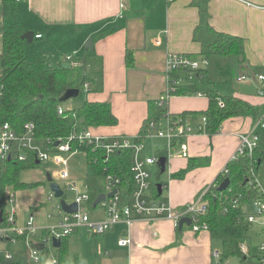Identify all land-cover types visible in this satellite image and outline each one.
<instances>
[{
  "label": "crops",
  "instance_id": "0c3cea01",
  "mask_svg": "<svg viewBox=\"0 0 264 264\" xmlns=\"http://www.w3.org/2000/svg\"><path fill=\"white\" fill-rule=\"evenodd\" d=\"M1 1L0 18L5 22L1 12L4 0ZM193 1L22 0L18 3L16 15L27 23L23 32L36 28L33 42L44 38L41 30L71 36L74 51L65 54L67 56L87 51L85 44L89 37H93L94 50L102 61L100 64L97 58H89V73L95 77L91 75L94 82L89 83L90 90L85 91L87 99L110 101L119 122L114 126L92 129L99 135L133 139L148 116L150 102L162 104L168 98L170 85L166 63L169 53L181 52L201 57V45L193 39L194 29L201 16ZM209 11L210 22L217 30L245 39L247 56L256 72L252 79L238 81L240 73L233 68H222L217 83H223L224 89L220 90L216 84L215 89L248 100L256 110L225 120L216 133H210L208 124H203L201 132L186 138L189 146L187 157L182 155L179 146L172 150L167 164L169 174L166 181H160L165 186V195L178 213L194 203L204 201L205 192L235 154L240 135L249 133L254 124L264 118V82L258 79V75H264V0H211ZM128 51L133 54L130 65L127 63ZM41 53L43 56L60 58L45 48L41 49ZM167 104L165 115L181 117L182 112L206 110L209 101L204 95H173L168 98ZM202 116L188 115L186 118L191 120V124L197 125L201 123ZM162 118L166 119V116ZM39 143L42 144L41 141ZM79 154L86 158L83 152L73 155L69 160V168L71 178L78 183L81 191H85L86 172L83 178L81 173L77 174L74 165ZM80 179L83 180L81 185L78 182ZM28 189L32 188L24 190ZM43 200L37 203L36 199L26 210L40 207ZM95 208L89 205L88 210ZM41 209H38L39 214L35 218L39 229L37 233L51 226L48 225L50 216L46 212L40 213ZM103 212L102 217L91 216L92 219H105V208ZM18 216L20 224L26 221L21 222V214ZM75 234L81 239L92 236L84 227H79L68 236L69 242L71 235ZM98 235L101 239L96 243L100 254L97 264H216L213 251L221 249V241L213 239L208 229L194 231L185 226L179 239L175 223L164 218H138L130 226L119 223L105 234L95 237ZM128 236L132 240L131 244L119 245V240ZM244 245L251 250L247 243ZM71 252L80 257L82 264H88V261L83 263L82 251ZM250 262L244 264H257L253 262V257Z\"/></svg>",
  "mask_w": 264,
  "mask_h": 264
},
{
  "label": "trees",
  "instance_id": "16d2710c",
  "mask_svg": "<svg viewBox=\"0 0 264 264\" xmlns=\"http://www.w3.org/2000/svg\"><path fill=\"white\" fill-rule=\"evenodd\" d=\"M211 0H194L199 8L200 22L194 29L193 39L200 43V56L207 57L210 65L198 70L177 71L172 74L180 83L169 90L168 98L173 95H202L208 98L209 104L202 112H182L181 116L208 117L210 133L219 132L223 122L229 118L247 115L256 110L248 100L235 95L221 93L215 89V84L221 77L222 68H233L240 74L255 76V68L251 65L246 42L242 36L217 30L210 22L209 4ZM1 12L4 18L18 12L16 0H4ZM23 30L18 22L4 27L0 52V83L2 84V103L0 105V121L9 122L17 131H22L27 122L35 125L36 137L47 145L55 143L60 137H72V148H78L86 154V184L89 193L87 205L94 207L95 199L105 192L108 176L120 179L122 193L129 194L135 187L133 166L134 145L122 148L116 152L107 153L106 149L94 143L80 141L74 136V131L92 127L114 126L119 119L112 110L110 101L85 99L84 103L73 109H65L59 98L69 89L78 88L80 94L85 92L87 83H93L94 78L89 73V58L94 57L101 64L95 50L84 53H72L62 58L49 56L30 59L27 53V42L22 38ZM197 55H195L196 57ZM133 61V54L127 52V63ZM71 62H81L82 66L73 67ZM79 94V95H80ZM168 98L158 104L150 102L148 116L143 121L139 134L134 142L144 141L152 129V124L158 122L168 111ZM177 117V116H173ZM160 154L168 157L166 148ZM264 160V141L252 158L247 154L231 159L216 177L215 182L203 196L207 208L198 216L199 224H206L211 237L221 241L223 259L238 255L244 263H252L248 251L243 250L244 243L250 246L249 231L252 222L243 205L247 200H254L263 195V190L255 187L250 174L254 166L258 174ZM168 164V162H167ZM40 167L34 161L14 162L0 161V184L11 185L14 189H27L41 182H27L21 173L25 169ZM159 175L161 171L159 170ZM225 178L231 182L227 189L218 191L217 187ZM187 226V225H185ZM192 228V225L187 226ZM184 229V228H183ZM183 229L177 226L178 238ZM44 235L29 232L17 235L19 242L30 239L31 245L15 249L0 248V264H53L50 247L39 252V259L31 257L30 250ZM8 253L11 254L8 257ZM55 264H82L80 257L69 249V237L62 240L58 252L54 255Z\"/></svg>",
  "mask_w": 264,
  "mask_h": 264
},
{
  "label": "built area",
  "instance_id": "2783aa9c",
  "mask_svg": "<svg viewBox=\"0 0 264 264\" xmlns=\"http://www.w3.org/2000/svg\"><path fill=\"white\" fill-rule=\"evenodd\" d=\"M17 3L22 0H16ZM38 38L41 35H37ZM70 58V55L67 56ZM71 66L78 67L82 65L81 62H71ZM210 65V60L207 57H195L187 53L181 52H170L167 57L166 63V74L170 89L180 83V80L172 77V74L177 71L184 70H198L201 68H206ZM253 76L246 74H239L237 76L238 81H243L246 79H252ZM258 79L264 82V75H258ZM89 83L85 86V91H89ZM202 95V93H198ZM2 84L0 83V105L2 103ZM65 108L63 106L59 107V113L63 114ZM166 116V127L163 128L160 120L152 124L151 131L147 134L146 138L160 137L166 140V146L168 152V158L175 148L179 146L182 151V155L187 157L189 155V146L186 142V138L196 132H201L203 129V124H207L208 117L203 115L201 118V123L194 125L191 124V120L184 117H172L171 115ZM155 128L158 131L155 132ZM264 118L258 120L252 130L247 134L240 135V142L235 154L231 159H236L240 155L247 154L250 157H254L256 151L259 149L261 142L264 141ZM74 136H77L80 141H85L89 143H94L97 146L102 145L107 153L116 152L122 148H127L134 145L133 154V166L132 170L134 172L135 187L129 194L122 193L120 189V179L113 176H108L106 182L105 194L114 191L117 192L112 197H107V199L100 204L106 210V218L103 220L92 219L87 202L89 201L88 188L85 191L80 190L78 183L71 178L69 160L70 158L81 153L78 148H72L71 139L72 137H60L59 145L55 143L47 145L45 142L39 140L36 137L35 125L32 122H27L24 125L23 130L17 131L9 122L0 121V161H14V162H26L37 160L40 163L52 161L55 166H59L61 170H57L56 175H59L62 179L66 180L68 188L71 191L77 193L75 201L79 205V209L74 213H66L63 211L60 203L58 207L60 209V220L57 224L48 226L44 228V235L36 242L30 250L31 257L34 260L39 259L40 249L37 248V244L43 243L45 248L50 247V249L55 248L53 245L54 238L68 237L79 227H84L88 234L97 235L105 234L109 230L113 229L119 223H125L130 226L135 219H170L176 226H179V222L183 216H190L192 218V229L194 231H200L203 229H208L206 224L198 223V216L200 213L204 212L207 208V204L204 201H200L188 206L185 210L178 213L175 211L169 197L165 195V186L162 194H159L157 188V182L153 180L154 173L149 170V167L157 165V174L159 176V159L162 154L159 155H148L146 157L142 156V151L145 148L143 141L134 142L135 138L129 137H111L104 136L94 133L92 128H87L85 130L74 131ZM42 142L44 147L39 143ZM57 142V141H56ZM10 158V160H9ZM250 174L255 183V187L262 189L261 184L258 180V174L254 166L250 168ZM161 182V181H159ZM219 185V184H218ZM263 190V189H262ZM54 196L52 192L51 197ZM16 200V193H9L3 204L0 205V211L2 214V221H0V241H9L13 243H21L17 239V235H23L26 232L35 234L37 233V226L35 224V216L32 214L29 218L22 224L18 222V212L17 207H12V204ZM256 208V214H249L248 219L250 222H254L256 216H264V191L260 198L253 200ZM10 205V206H9ZM132 242L131 238L124 237L119 240V245L127 246ZM24 245L30 246L31 241L27 239ZM244 251L248 249L243 246ZM259 260L257 264H264V241L259 245ZM11 256L10 253L7 255ZM213 257L215 258L216 264H227L223 259V252L221 249H215L213 251ZM57 262L56 257L53 255L52 263Z\"/></svg>",
  "mask_w": 264,
  "mask_h": 264
},
{
  "label": "rangeland",
  "instance_id": "374dc122",
  "mask_svg": "<svg viewBox=\"0 0 264 264\" xmlns=\"http://www.w3.org/2000/svg\"><path fill=\"white\" fill-rule=\"evenodd\" d=\"M0 0V4H1ZM20 26L21 29L25 30L27 27V23L23 20V18H20L18 15L16 17L14 15H10L7 18H5V22L0 18V44H1V39H2V34H3V29L4 27H9L13 23L17 22ZM5 25H4V24ZM24 25V26H23ZM25 28V29H24ZM36 29V28H35ZM35 29H30L26 31H33L34 33L36 32ZM38 31V30H37ZM42 34L44 35L42 39H36L32 43H27V53L29 55L30 59H35L38 56H41V49H46L49 50L52 55H57L62 58L65 54H69L70 52L74 51L73 48V42L74 40L71 38V36H64V35H55L51 33V31H46V30H41ZM1 48V46H0ZM89 71L91 72V68H89ZM1 72V69H0ZM93 77L94 74L91 73ZM221 84L223 83H216V85L219 87L220 90L224 89V86ZM96 89V86H95ZM87 98V93L83 92L80 95L76 97H71L68 100L64 101L62 103L63 107L66 109H73L76 107L81 106L85 99ZM160 123L162 124V127H166V119L162 118L160 120ZM155 132L158 131V128L154 129ZM166 140L164 138L160 137H153V138H146L143 141L144 144V149L142 151V156L146 157L148 155H159L160 150L165 148L166 146ZM44 147V145H41ZM178 146H175V148ZM174 148V149H175ZM172 153V152H171ZM85 156V155H84ZM83 156V154H79L75 158V171L78 173H81L83 175V178L85 176L86 172V158ZM157 165L149 167V170H151L154 175H153V180L155 182L161 181H166L167 176L169 174L168 169L166 172L163 174L159 175L157 174ZM57 170H61L59 166H55L52 161L49 162H43L40 167L37 168H30V169H25L22 171L21 176L24 181L27 182H41L35 187H32V189L24 190V189H14L13 186L7 185V186H2L0 184V205L3 204L5 199L7 198L9 193H16V200L12 204V207H17V212L18 214H21V219H23L21 222H24V220H27L30 215H34L35 218H37V211L38 209L42 208L40 210L41 212H46L48 213V216H50L48 219V225H53L57 224V221L60 219L61 214H60V209L58 207V203L60 202V199L56 198L55 196L51 197V189H50V183L47 181V173L50 172L53 175V179L55 182L60 184L62 188L65 191V199L68 202L74 201L76 197V192L71 191L68 188V184L66 180L62 179L59 175H56ZM75 172V173H76ZM258 180L260 184L263 187L264 191V160L262 162V165L260 167V170L258 172ZM79 184L83 182V180L78 181ZM37 199V203H40V200L44 199L43 203L40 207L35 208V207H29L28 210V205L30 203L32 204L35 202ZM10 206V205H9ZM103 206L99 205L97 206L94 210H89L90 215L93 218L97 217H102L104 212H103ZM244 211H246L248 214H256V208L254 205L253 200H247L245 201L243 205ZM24 210V211H23ZM36 220V219H35ZM36 224V221H35ZM37 226V224H36ZM39 230V229H37ZM41 233L38 232V235ZM249 234L251 236V250L249 251L248 254H250L251 257V252H252V257H253V262H258L259 260V245L264 241V216H256L255 221L252 224V227L249 231ZM101 238L100 236L92 235L89 239H81V237L75 235H71L70 237V242H69V249L71 251H82V259L83 263L85 261H88V264H97V259L100 257L99 251L96 247L97 240L99 241ZM22 243H13V242H7V241H0V248H10V249H15L18 247H22ZM247 248V247H246ZM248 249V248H247ZM58 252V248H53L51 249L52 255H55ZM224 262L227 264H244V262L241 260V258L238 255H232V256H227L224 258Z\"/></svg>",
  "mask_w": 264,
  "mask_h": 264
},
{
  "label": "water",
  "instance_id": "95a60500",
  "mask_svg": "<svg viewBox=\"0 0 264 264\" xmlns=\"http://www.w3.org/2000/svg\"><path fill=\"white\" fill-rule=\"evenodd\" d=\"M34 32L33 31H27L24 32L22 34V38L28 42H33V38H34ZM86 49L88 50H94V39L93 37H89L86 44H85ZM80 94V90L78 88H69L60 98L59 100L61 102H64L66 100H68L71 97H76ZM60 141L55 142V145H59ZM10 160V158H9ZM167 162H168V157L165 155L160 156L159 159V166H160V171L161 174H163L164 172H166L167 170ZM37 164H40V161L37 160ZM47 181L50 183V189L51 192L54 193V196L58 199H60V205L63 209V211H65L66 213H74L77 212L79 209V205L77 203V201H71L68 202L65 199V191L62 188V186L60 184H58L57 182L54 181L53 179V175L48 172L47 173ZM230 178H225L224 181H222L218 187L217 190L218 191H224L225 189H227L230 185ZM157 188L159 191V194H162L163 189H164V184L162 182H158L157 183ZM117 192V190L115 189L114 191L108 193L107 195L105 193L100 194L94 201V206L97 207L101 202L105 201L107 199V197H112L114 196V194ZM2 214L3 212L0 211V221H2ZM185 225L190 226L192 225V218L190 216H183L179 222V228L183 229L185 227ZM62 244V240L59 238H54L53 240V245L56 248H59ZM37 248L42 250L45 248V245L43 243H39L37 244Z\"/></svg>",
  "mask_w": 264,
  "mask_h": 264
}]
</instances>
